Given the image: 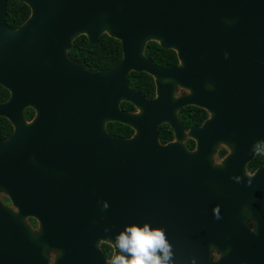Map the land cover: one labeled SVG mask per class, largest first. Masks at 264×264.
Masks as SVG:
<instances>
[{
  "label": "water",
  "instance_id": "95a60500",
  "mask_svg": "<svg viewBox=\"0 0 264 264\" xmlns=\"http://www.w3.org/2000/svg\"><path fill=\"white\" fill-rule=\"evenodd\" d=\"M20 2L31 9V17L14 31L6 22L8 0H0V84L13 93L8 105H0V116L6 115L5 108L43 103V63L55 72L50 80L55 90L63 80L61 65H70L68 71L77 75L72 79L77 92V223L107 238L116 237L127 226V195L131 217L137 210L154 217L156 187H174L194 203V216L202 218L198 212L203 208L211 212L209 237H193L192 254L185 264H215L209 253L212 248L222 254L218 264H264L251 255L255 235L246 215L252 211L254 186L264 173V169L255 177L247 173L255 150L264 149L254 137L264 115L255 106L256 97L264 98V0ZM105 33L122 43L120 65L94 73L69 61L67 52L75 37L87 35L97 44ZM150 42L175 50L182 65L157 68L145 57ZM132 72L155 77L157 101L129 87ZM96 85L108 89L110 120L135 129L133 138L111 136L102 123L96 126L93 118L80 116L86 100H93ZM176 85L191 89L194 96L174 99ZM122 101L132 102L141 113L121 111ZM190 103L205 106L212 114L203 128L191 132L198 141L195 152L183 145L186 133L176 113ZM14 124L17 130L8 145H15L18 153L0 150V178L17 184L26 176L27 143L22 138L28 132L23 118ZM163 124L171 126L176 143H160ZM222 144L232 154L219 165L215 155ZM94 203L99 206L91 208ZM218 212L220 218H212Z\"/></svg>",
  "mask_w": 264,
  "mask_h": 264
},
{
  "label": "flooded vegetation",
  "instance_id": "af4514ba",
  "mask_svg": "<svg viewBox=\"0 0 264 264\" xmlns=\"http://www.w3.org/2000/svg\"><path fill=\"white\" fill-rule=\"evenodd\" d=\"M22 26L16 29L8 27L17 31ZM105 35L112 38L105 33L97 44H92L87 35L75 37L71 49L67 52L69 61L82 64L94 73L114 69L115 67L94 71L86 63L77 61L76 53L72 54L77 39L86 37L90 45L96 46ZM172 51L176 53L178 63L166 68L159 67L146 55L145 57L159 69L181 66L178 53L175 50ZM70 68V65L64 63L61 65L63 80L60 89L55 90L50 83L55 72L49 67V63H43L41 70L43 82L40 92L43 103L39 106L30 104L29 106L5 108L6 115L0 116V150L15 149L16 151L15 145H8L17 130L15 121L19 122L23 118L28 132V136L22 138V141L27 143L26 176H21L17 184L7 183V177L0 178L3 184H0V264H109L114 255L120 254L119 249L114 246L116 237L107 238L105 235L98 234L96 230L93 231L92 227L77 223V92L72 87V79L76 80L77 75L68 71ZM30 69L32 70V67ZM133 73L146 74L153 80V96L148 97L132 87L130 76ZM128 83L133 91L143 95L147 100H158L155 77L147 73L132 72L128 77ZM193 96L191 89L176 85L174 99ZM12 98V91L0 84V105H8ZM203 99L204 102L208 101V96L205 94ZM86 101L89 103L85 102L80 108V116L93 118L96 126L102 123L107 133L115 136L109 129L113 124H124L110 120L108 89L96 85L93 100ZM124 104H129L133 108L125 109ZM218 106L223 105L219 103ZM255 106H259L264 112V98L260 100L256 97ZM120 109L133 115L141 113L140 109L130 101H122ZM176 113L186 133L183 145L190 152L197 151L198 141L191 135V132L194 129L203 128L211 120L210 110L205 106L190 103L180 107ZM39 117H41L40 122H38ZM124 126L132 129L131 137H115L133 138L136 133L135 129L128 125ZM164 126L169 127L173 135L170 139H166V142H163L164 138L161 134ZM254 137L257 143L264 144V115L258 120L257 133ZM159 141L162 145L177 142L176 134L169 124L159 127ZM192 142L194 146L190 148L189 144ZM259 150L264 149L257 148L253 160L247 165V173L253 177L264 169V151ZM231 154V149L222 144L215 155V162L221 165ZM258 159L260 162L257 163L261 164L251 170L250 165ZM23 172L24 169L20 172L21 175ZM258 182L253 190L255 194L252 197V211L246 215L250 217L248 224L255 235L251 255L257 256L260 261L264 262V173L260 175ZM82 188L94 190L96 187H79V189ZM173 188L156 187L154 217L147 216L148 213L143 210H137L136 216L131 217L128 209L130 196L127 195V212L124 221L125 225H151L146 221L156 224L154 228L163 229L171 245L172 264H185V258L192 254L193 237L202 240L209 237L211 212L203 208L202 212H198L202 214V218H199L197 213L194 216L192 210L194 203L188 199L189 196ZM145 198L146 204L150 205L149 195ZM106 204L108 206L107 202ZM89 206L97 208L99 204L94 203V206L91 204ZM196 209L199 210V208ZM217 216H220L219 212L215 213L212 218ZM111 222L113 224V220ZM209 253L215 264L222 259V254L217 249H209Z\"/></svg>",
  "mask_w": 264,
  "mask_h": 264
},
{
  "label": "trees",
  "instance_id": "16d2710c",
  "mask_svg": "<svg viewBox=\"0 0 264 264\" xmlns=\"http://www.w3.org/2000/svg\"><path fill=\"white\" fill-rule=\"evenodd\" d=\"M31 16V9L20 0H8L7 19L8 26L12 29L19 28ZM77 54V61L86 63L88 67L94 71L105 70L118 66L123 58L121 43L115 39L105 35L101 38L96 46L90 45L86 37L77 39L75 49L72 54ZM145 55L153 60L159 67L166 68L178 63L177 55L172 50L163 49L158 43L150 42L147 45ZM132 87L139 90L148 97L154 95V82L146 74L133 73L130 76ZM123 108L132 109L129 104H124ZM111 134L124 138H129L133 134L132 129L120 124H113L109 129ZM163 142L170 139L173 135L171 129L164 126L161 130ZM194 143H190L189 147L193 148ZM260 159L254 161L250 165V169L254 170L261 163Z\"/></svg>",
  "mask_w": 264,
  "mask_h": 264
},
{
  "label": "clouds",
  "instance_id": "9594fccd",
  "mask_svg": "<svg viewBox=\"0 0 264 264\" xmlns=\"http://www.w3.org/2000/svg\"><path fill=\"white\" fill-rule=\"evenodd\" d=\"M114 246L120 254L114 255L109 264H172L173 253L165 231L148 224L125 226L116 236Z\"/></svg>",
  "mask_w": 264,
  "mask_h": 264
}]
</instances>
